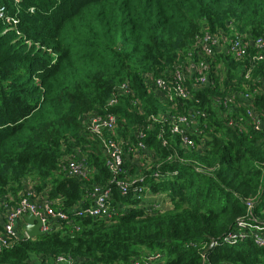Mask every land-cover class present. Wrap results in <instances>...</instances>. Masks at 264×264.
Returning <instances> with one entry per match:
<instances>
[{
	"label": "trees",
	"instance_id": "obj_1",
	"mask_svg": "<svg viewBox=\"0 0 264 264\" xmlns=\"http://www.w3.org/2000/svg\"><path fill=\"white\" fill-rule=\"evenodd\" d=\"M1 6L18 22L0 18V209L16 206L29 184L70 219L2 247L0 264L60 254L79 264H134L154 253L153 264H264V245L254 235L233 244L224 240L248 210L264 222V94L256 97L253 115L214 100L224 95L221 86L240 90L248 82L249 59L217 53V86L192 88L191 97L174 98L175 108L154 86L199 60L195 45L207 32L222 42L237 34L248 42L264 37V0H0ZM218 62L227 67L224 81L215 76ZM258 75L264 76V62L252 78ZM122 84L130 91L108 107ZM137 99L142 110L133 104ZM202 109L208 116L197 114L190 128L205 142L202 150L182 147L166 123L150 118ZM108 110L120 117L116 133L126 151L138 145L136 131L145 126L144 155L152 163L134 164L126 154V172L109 169L101 140L86 128L88 114ZM163 130L167 145L160 140ZM72 155L85 159L86 177L69 174ZM138 173L140 186L166 195L172 209L142 206L134 195L143 191L121 194L118 181ZM96 186L113 192L111 220L73 214L93 205Z\"/></svg>",
	"mask_w": 264,
	"mask_h": 264
},
{
	"label": "built area",
	"instance_id": "obj_2",
	"mask_svg": "<svg viewBox=\"0 0 264 264\" xmlns=\"http://www.w3.org/2000/svg\"><path fill=\"white\" fill-rule=\"evenodd\" d=\"M0 18H5L8 22L14 23L18 22L17 18L6 15V9L4 6L0 7ZM197 47V53L199 54V60L194 61L190 59L185 65L184 70H181L178 66L173 73H171V81H167L165 78H158L155 83V92L158 96L161 94L168 102H171L172 107H176V98H188L191 97V90H201L207 86L215 87L217 83L215 79H212L213 72V62L217 53L225 52L231 57H234L237 61L244 62L245 58L249 59V62L244 65H249L245 67V79L248 81L242 83L241 89L237 90L233 85L228 90H225L224 86L219 88L224 90V95H218L214 97V100L219 105H224V108L231 109L234 104L238 101L244 102L249 106L248 112L253 115V106H255L256 97L260 94H264V76L258 75L252 78V73L254 68L258 63L264 62V37H259L251 42L245 39L244 35L237 34L235 38L228 39L225 37L222 40L219 36H214L210 33H205L198 38L195 45ZM249 47L256 48L252 54L249 53ZM217 71L216 77L219 81H224L226 78L224 75L227 71V67L218 62L214 65ZM234 81V80H233ZM172 83V84H171ZM235 83V82H233ZM131 87L129 84H122L118 87V92L111 95L107 100L108 107H114L119 104L120 95L127 94ZM175 98V99H174ZM238 99V100H237ZM200 99H198V102ZM133 104L142 110V105L140 100H134ZM252 106V107H251ZM251 108V109H250ZM202 114L206 118L207 111L197 110L191 112L189 115L185 116L180 113H173L171 115L162 114V116L150 117L151 120L166 123L168 129L174 135H179V141L182 147L185 148H196L202 150L205 147L204 141H197L192 137L193 130L190 129L194 124H197L196 115ZM120 117L115 113L108 110L105 113H100L94 111L87 115L86 128L88 133L92 136H97L102 143V148L107 155V163L109 169L114 174H119L126 170L123 168L125 163V155L127 154L128 159H131L134 164L148 166L143 163L142 160H149L151 156L144 155L147 150L146 144L143 143V138H145V126H141L136 131V137L141 139L138 141V145L130 144L128 151L125 150L123 146V141L118 139L116 130L119 124ZM231 125H240L239 122L236 123L234 119L229 120ZM205 125V124H204ZM257 128L261 127L260 122L256 125ZM198 130V128H196ZM201 131H197L196 135H200ZM160 140L163 145L169 144L170 137L166 135V131L163 130L160 134ZM152 153V152H151ZM131 154V157L129 155ZM152 160V159H151ZM68 172L71 176L76 177H86L88 174V168L86 167L85 159L83 157L77 158L74 155L67 158ZM151 162V161H150ZM159 175V174H157ZM143 180V176L138 173L137 175L129 176L124 180H119L118 184L120 186V191L122 195H128L129 191L133 189L134 192L138 191L144 192V195H139L135 197L142 198L140 204L145 207L160 208L161 205L156 202L155 199L149 198V194H153L149 191L147 186H140L139 182ZM31 189L27 190L26 194L21 197L20 202L14 206L10 207L5 214L4 228L0 231V249L2 247H11L16 244L21 238L31 237L26 230L21 232L18 229L17 222L23 219L25 215L32 214L40 219L42 222L41 230L49 232L61 227V223L70 219V213L60 208L54 207V201L41 198L38 192L34 191V188L30 186ZM112 190L111 188H101L96 186L94 188V193L92 191L93 205L84 210H78V207L73 211L74 215H79L82 213H88L93 217H105L107 220H111L113 213L111 212L112 202ZM156 196L162 197V195L156 194ZM147 200H146V199ZM254 200L248 201L249 207L252 208ZM249 214V210H248ZM241 216L237 219L235 226L231 231L224 237V240L228 243H236L240 240L247 238L250 235H254L255 241L258 245H264V222H260L253 218L251 215ZM150 254V253H149ZM41 258L40 264H79V261L68 255L60 254L54 257L35 255ZM159 257V254L154 253L149 257H146L144 261L136 260L134 264H153L155 259ZM32 256V263L33 262Z\"/></svg>",
	"mask_w": 264,
	"mask_h": 264
},
{
	"label": "crops",
	"instance_id": "obj_3",
	"mask_svg": "<svg viewBox=\"0 0 264 264\" xmlns=\"http://www.w3.org/2000/svg\"><path fill=\"white\" fill-rule=\"evenodd\" d=\"M225 66H226V64H224ZM238 100V99H237ZM244 102H242V101H238L237 102V104L235 103L234 104V107H232L231 109H233V110H237V108H249V106L248 105H246V104H243ZM251 109V108H250ZM143 161V163L145 164V165H147V162L148 161H152L151 159H149V160H142ZM168 201H169V205H168V208L167 209H165V210H169V209H172V203L170 202V200L168 199ZM11 206H9V207H6V208H3V209H0V231L1 230H3V228H4V222H5V214H6V212H7V210L10 208ZM26 224H27V222H26V220L23 218V219H20L19 220V222H17V226H18V229L21 231V232H23L24 230H26ZM33 262H34V264H40L41 263V258L39 257V256H33Z\"/></svg>",
	"mask_w": 264,
	"mask_h": 264
},
{
	"label": "water",
	"instance_id": "obj_4",
	"mask_svg": "<svg viewBox=\"0 0 264 264\" xmlns=\"http://www.w3.org/2000/svg\"><path fill=\"white\" fill-rule=\"evenodd\" d=\"M24 219L26 220V231L30 236L34 235H43L44 232L41 230L42 222L40 219L32 214L25 215Z\"/></svg>",
	"mask_w": 264,
	"mask_h": 264
},
{
	"label": "rangeland",
	"instance_id": "obj_5",
	"mask_svg": "<svg viewBox=\"0 0 264 264\" xmlns=\"http://www.w3.org/2000/svg\"><path fill=\"white\" fill-rule=\"evenodd\" d=\"M150 150H151V151H154L153 148H151ZM151 159H152V158H151ZM152 161H153V159H152ZM152 161H151V163H152ZM26 188H27L28 190L31 189V187H30L29 184H27ZM148 196H149V198L155 199L156 202H157L158 204H160L161 207H162L163 209H167V208H168V205H169V201H168V199H169V198H168L166 195H163V194H162V197H160V196H156V194H149ZM145 199H146V198H145ZM146 200H147V199H146Z\"/></svg>",
	"mask_w": 264,
	"mask_h": 264
}]
</instances>
